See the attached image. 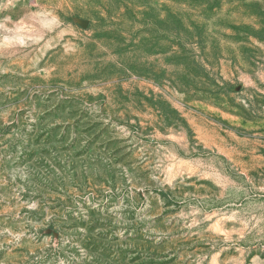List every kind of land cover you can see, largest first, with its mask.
<instances>
[{"label": "rangeland", "instance_id": "1", "mask_svg": "<svg viewBox=\"0 0 264 264\" xmlns=\"http://www.w3.org/2000/svg\"><path fill=\"white\" fill-rule=\"evenodd\" d=\"M0 264H264V0H0Z\"/></svg>", "mask_w": 264, "mask_h": 264}]
</instances>
